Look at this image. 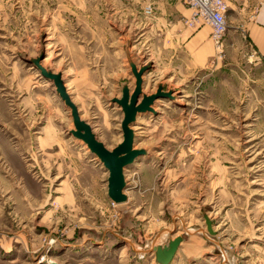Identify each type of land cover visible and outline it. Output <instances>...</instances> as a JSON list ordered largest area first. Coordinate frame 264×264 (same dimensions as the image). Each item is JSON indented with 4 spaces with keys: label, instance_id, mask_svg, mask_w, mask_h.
I'll use <instances>...</instances> for the list:
<instances>
[{
    "label": "rangeland",
    "instance_id": "1",
    "mask_svg": "<svg viewBox=\"0 0 264 264\" xmlns=\"http://www.w3.org/2000/svg\"><path fill=\"white\" fill-rule=\"evenodd\" d=\"M135 2L0 0V264H157L177 237L169 264H264L263 74L224 41L219 52L206 25L143 26ZM36 58L109 151L130 63L147 68L142 94L172 92L131 125L145 154L123 170L126 202L109 199Z\"/></svg>",
    "mask_w": 264,
    "mask_h": 264
},
{
    "label": "water",
    "instance_id": "2",
    "mask_svg": "<svg viewBox=\"0 0 264 264\" xmlns=\"http://www.w3.org/2000/svg\"><path fill=\"white\" fill-rule=\"evenodd\" d=\"M41 59L42 58L32 59L30 62L40 72L42 77L53 83L56 88V93L70 109L74 126V130L71 131L72 136L81 140L107 170V195L109 199L115 204L126 202V196L123 193L126 185L123 170L131 165L137 157L145 154L144 150L133 149L134 135L130 127L135 122L137 114L145 112L154 113L151 107L153 102L157 99L172 98V92H163V87L158 86L155 94L149 96L142 94V76L147 68L142 67L137 71L135 65H131V71L135 78V88L133 92L130 95L128 87L123 86L121 90V98L112 100L113 103H116L123 112V120L121 122V130L123 134L122 142L113 150L109 151L103 143L97 140L91 127L80 119L77 107L72 103L70 96L66 92L61 75L53 74L52 72L45 70L40 64ZM206 224L208 227L210 226L207 222ZM180 242L181 238L177 237L174 240L169 241L167 246H158L155 249L156 263L169 264L175 257Z\"/></svg>",
    "mask_w": 264,
    "mask_h": 264
},
{
    "label": "crops",
    "instance_id": "3",
    "mask_svg": "<svg viewBox=\"0 0 264 264\" xmlns=\"http://www.w3.org/2000/svg\"><path fill=\"white\" fill-rule=\"evenodd\" d=\"M224 1L227 4V32L223 40L225 46L236 54L235 59L247 58V60L254 61L257 70L263 74L262 81L264 83V0ZM135 3H138L141 13L144 14L140 24L152 29L180 28L183 26L181 19L188 18L190 14L184 0H136ZM132 4L130 2L128 10L130 20L131 15L137 13L136 8L135 10L131 8ZM147 6L152 8L150 14L144 12ZM115 13H118V10ZM134 18L136 19V16ZM130 25L129 27H131ZM188 42L197 45L201 39L196 34ZM206 45L207 43L204 44L205 51ZM200 47L201 45H199Z\"/></svg>",
    "mask_w": 264,
    "mask_h": 264
},
{
    "label": "built area",
    "instance_id": "4",
    "mask_svg": "<svg viewBox=\"0 0 264 264\" xmlns=\"http://www.w3.org/2000/svg\"><path fill=\"white\" fill-rule=\"evenodd\" d=\"M190 11L184 19L186 27L197 29L201 25L210 28V38L217 50L223 49V40L227 32L226 12L227 4L224 0H184ZM151 8H145V14H150Z\"/></svg>",
    "mask_w": 264,
    "mask_h": 264
},
{
    "label": "bare ground",
    "instance_id": "5",
    "mask_svg": "<svg viewBox=\"0 0 264 264\" xmlns=\"http://www.w3.org/2000/svg\"><path fill=\"white\" fill-rule=\"evenodd\" d=\"M131 65H135V64H133V63H130V68H131ZM42 66V65H41ZM135 67H136V65H135ZM136 69H137V67H136ZM140 70V69H139ZM137 71H138V69H137ZM142 81H143V76H142ZM64 87H65V85H64ZM129 89V88H128ZM130 90V89H129ZM142 91V90H141ZM67 92V91H66ZM68 94V93H67ZM131 95V94H130ZM71 99V98H70ZM157 100H159V99H157ZM73 103V102H72ZM74 104V103H73ZM132 128V126L130 127V129ZM132 130V129H131ZM132 132H133V130H132ZM133 135H134V132H133ZM134 149V148H133ZM135 150V149H134ZM207 223L208 224H210V222L209 221H207ZM208 227V226H207ZM157 247H155L154 248V250L156 249Z\"/></svg>",
    "mask_w": 264,
    "mask_h": 264
}]
</instances>
